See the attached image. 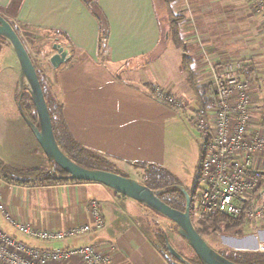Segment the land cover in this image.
<instances>
[{
  "label": "crops",
  "instance_id": "obj_1",
  "mask_svg": "<svg viewBox=\"0 0 264 264\" xmlns=\"http://www.w3.org/2000/svg\"><path fill=\"white\" fill-rule=\"evenodd\" d=\"M88 1L0 0V14L18 29L29 52L31 47L45 45L50 56L55 43L69 47L70 59L58 69L50 67L63 117L80 144L107 157L122 172L142 170L139 163L161 165L182 185L184 164L175 153L179 149L176 134L182 133L188 149L195 147V133L185 118L194 110L188 111L191 103L198 106L182 67L183 55L193 57L212 101L216 69L235 60L253 65L251 75L242 76L252 79L253 102H264L263 21L254 12L255 0H173V12L184 16L179 22L184 48L170 36L164 0H97L108 25L107 39L100 46V23ZM156 87L172 94L182 106L157 101ZM16 120L30 140L20 112ZM262 124L263 116L254 114L250 131L264 132ZM201 156L200 143L199 160ZM255 162L264 170V154L257 155ZM0 189L12 218L38 229L92 223L90 199L103 202L106 226L102 231L61 242L26 237L0 212L4 230L29 246L65 249L93 242L109 252V264H169L158 249L156 231L148 226L149 209L111 187L97 182L25 186L6 180L0 172ZM254 224L251 231H264V219ZM50 264L84 262L80 256H71Z\"/></svg>",
  "mask_w": 264,
  "mask_h": 264
},
{
  "label": "built area",
  "instance_id": "obj_2",
  "mask_svg": "<svg viewBox=\"0 0 264 264\" xmlns=\"http://www.w3.org/2000/svg\"><path fill=\"white\" fill-rule=\"evenodd\" d=\"M253 9L262 16L264 33V0H255ZM244 65L240 60L227 61L216 69L213 104L209 107L198 105L192 111L191 119L202 138L199 178L204 187L199 191L197 208L199 213H220L231 218L245 213L247 219L256 221L264 219V170L255 162L257 155L264 154V132H251L250 124L254 114H260L264 130V102H253V82L251 78L242 76ZM153 97L174 108L182 106L180 100L161 87L155 88ZM2 198L0 189V212L13 223L17 232L29 238L61 242L75 237H90L106 226L103 202L97 198L89 201L92 223L65 229H38L14 220ZM71 256H80L84 264L111 262L109 252L96 243L65 249H41L18 240L0 225L2 264H50Z\"/></svg>",
  "mask_w": 264,
  "mask_h": 264
},
{
  "label": "trees",
  "instance_id": "obj_3",
  "mask_svg": "<svg viewBox=\"0 0 264 264\" xmlns=\"http://www.w3.org/2000/svg\"><path fill=\"white\" fill-rule=\"evenodd\" d=\"M164 1L168 9V16L170 20V36L178 47L184 48L186 44L183 41L179 28V22L184 19V16L175 14L173 12L171 7V2L173 0ZM87 5L90 7L100 23V46H102L108 36V25L105 21L104 14L100 9L97 0H90L87 2ZM15 29L19 34L18 29L16 27ZM0 38L2 39V41L6 42L3 37ZM182 67L184 72L186 73L188 84L194 93L198 105H201L203 107L211 106L213 104V101L207 96L208 85H204L201 83L200 74L195 67V61L193 57L184 54ZM253 69V65L245 64L243 66L242 73H246L248 74V76H250ZM37 72L50 110L55 137L63 151L68 154V156L73 161L84 167L112 171L126 176L122 171L117 169L116 165L110 159L85 147L74 138V136L68 129L66 121L63 117L61 105L58 104L55 98H52L47 94L38 69ZM22 105L26 115H28L36 124H38L36 109L30 95H27L23 98ZM201 161L202 156L199 160L198 171L201 165ZM50 162L51 165L47 168L18 169L8 166V164L6 165L0 160V172L6 180H10L16 184L25 186H55L68 182H86L67 178V173L65 171H63L53 161ZM138 167L141 168L143 172V181L140 182L152 189H164L160 194V198L175 209H179L182 211L185 210L186 198L184 193L177 186L180 185V182L168 169L156 163H139ZM190 195L191 215L193 223L197 231L203 237L205 233H209L212 231H234L238 230L239 227L245 225L246 219L244 217L231 218L220 213H214L210 215L199 213L198 219H194V203L195 199L199 197L197 189L193 192H190ZM166 237H168V235L163 231H156V240H158L157 245L161 254L169 264H183L169 253L165 243ZM220 253L237 264H264V252L236 251L231 255L225 252ZM190 262L193 263V261ZM196 262L197 264H201L198 257H196Z\"/></svg>",
  "mask_w": 264,
  "mask_h": 264
},
{
  "label": "rangeland",
  "instance_id": "obj_4",
  "mask_svg": "<svg viewBox=\"0 0 264 264\" xmlns=\"http://www.w3.org/2000/svg\"><path fill=\"white\" fill-rule=\"evenodd\" d=\"M163 1V0H162ZM165 6V2H162ZM166 13V12H165ZM8 42L2 41L0 38V159L6 165L13 168H47L51 165V160L46 156L32 131H29L30 140L25 138L17 126V118L19 117L18 98L19 89V65L14 51L9 47ZM8 46V47H7ZM45 45L39 46L38 49L31 47V56L42 77L45 90L49 96L55 98L60 105L59 95L56 90V77L51 70L49 64V50H44ZM46 49V48H45ZM30 95L26 90L24 97ZM23 97V98H24ZM192 108H197L196 103H191ZM192 111L190 113L192 114ZM185 118L191 130L195 133V147L188 149V143L181 132L176 134L179 149L175 151L183 162V173L181 174L182 186L188 191L193 192L204 187L203 181L199 178L197 163L199 161V145L202 138L195 129L193 120ZM24 119L22 118V121ZM25 123V121H23ZM27 125V124H25ZM27 127V126H26ZM30 129V128H28ZM175 137V135L173 134ZM168 140V135L167 139ZM168 154V153H167ZM178 155L176 156L178 158ZM117 167V166H116ZM118 169V167H117ZM120 170V169H118ZM121 171V170H120ZM126 176L143 181L142 170L132 168L125 169L123 172ZM194 219H198V198L195 199ZM149 209V208H148ZM148 211V226L155 231H163L169 237L172 245L189 261L196 263L194 250L188 242L177 232V227L169 220H162L160 215L152 210ZM244 217L245 225L234 231H212L204 234L206 241L217 251L232 254L236 251H258L264 252V231H251L254 227V221L247 219L245 213L235 217ZM254 224V225H253ZM251 229V230H250ZM264 230V226L261 227ZM252 232V233H251ZM158 241V240H157ZM158 243V242H157Z\"/></svg>",
  "mask_w": 264,
  "mask_h": 264
},
{
  "label": "water",
  "instance_id": "obj_5",
  "mask_svg": "<svg viewBox=\"0 0 264 264\" xmlns=\"http://www.w3.org/2000/svg\"><path fill=\"white\" fill-rule=\"evenodd\" d=\"M0 37H3L10 44L17 57L20 89L17 105L20 115L34 134L46 156L67 173V178L97 182L111 187L121 195L141 203L158 215L168 219L176 225L178 234L188 242L201 264H237L213 248L197 231L191 215V195L182 185L177 186L186 198L184 211L173 208L160 198V194L164 189H152L139 180L120 173L87 168L73 161L60 147L55 137L50 110L32 56L14 26L1 14ZM52 48L54 52L49 56L48 61L52 68L58 69L70 59L71 52L69 47L61 43H55ZM26 90L30 93L35 106L38 124L24 111L22 100ZM165 243L173 257L183 264H193L172 245L168 237H166Z\"/></svg>",
  "mask_w": 264,
  "mask_h": 264
},
{
  "label": "flooded vegetation",
  "instance_id": "obj_6",
  "mask_svg": "<svg viewBox=\"0 0 264 264\" xmlns=\"http://www.w3.org/2000/svg\"><path fill=\"white\" fill-rule=\"evenodd\" d=\"M12 24V23H11ZM13 25V24H12ZM14 26V25H13ZM15 28V27H14Z\"/></svg>",
  "mask_w": 264,
  "mask_h": 264
}]
</instances>
